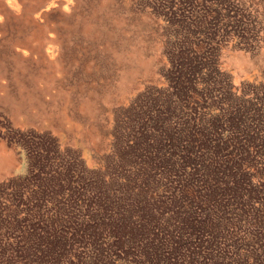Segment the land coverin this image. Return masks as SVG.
Instances as JSON below:
<instances>
[{
	"label": "rangeland",
	"instance_id": "1",
	"mask_svg": "<svg viewBox=\"0 0 264 264\" xmlns=\"http://www.w3.org/2000/svg\"><path fill=\"white\" fill-rule=\"evenodd\" d=\"M47 1L23 0L20 17L0 13V263L34 264L30 247L43 250L48 242L60 243L62 250L45 255L43 264H98L106 254H113V264L137 263L136 254L147 248L129 249L134 259L123 263L126 251L108 247L99 238L101 225L85 221L99 213L112 221L109 204L116 196L141 199L144 205L154 200L158 212L145 228L153 239H162L163 224L172 225L162 218L179 219L184 213L176 209L182 205L178 194L203 196L200 173L193 182L174 179V173L172 179L164 176L167 171L154 159L174 164L177 156L168 159L152 130L137 127L150 109L165 108L168 114L162 111L157 123L194 148L201 129L209 130L208 106L212 115L225 114V105H236L234 96L243 89L246 100L257 94L264 102V0H74L72 10H50L34 23L32 16ZM54 44L59 55L50 59L46 52ZM24 47L26 55L16 51ZM239 86L242 90L234 89ZM243 111L241 119H255H244L239 130L255 137L264 130L257 122L264 118V106L247 101ZM227 132L218 133V141H226ZM238 140L239 146L246 142L242 136ZM132 144L136 146L122 153ZM237 145L227 149L231 159L238 158ZM254 151L246 156L253 168L241 167L238 173L258 199L242 212L246 216L264 204V178L258 181L262 175ZM147 156L146 167L141 162ZM219 163L215 172L219 169L220 178L224 170ZM146 180L151 182L144 188ZM165 186L173 193L171 200L164 199ZM93 187L106 198L101 212L88 204L86 192ZM84 227L85 233H96V246L90 248L77 230ZM240 231L235 224L229 230L233 238L241 237ZM160 244L155 252L163 254L165 243ZM257 247L250 255L259 254ZM220 253L219 264L232 260L230 252ZM163 255L169 264H186V259Z\"/></svg>",
	"mask_w": 264,
	"mask_h": 264
},
{
	"label": "trees",
	"instance_id": "2",
	"mask_svg": "<svg viewBox=\"0 0 264 264\" xmlns=\"http://www.w3.org/2000/svg\"><path fill=\"white\" fill-rule=\"evenodd\" d=\"M202 7L203 6H201L199 10H201ZM201 13L202 12L199 11L198 15L201 16ZM225 25L223 27H225ZM205 40L207 46L211 48V41L207 40V38ZM204 72H207V70ZM245 90L246 89L242 90L241 96H234L236 105L232 104L233 101H231L228 102L223 109V112L228 116L229 111H232V117H227V115L223 114L222 112L218 113L217 115H212L209 113L210 107L207 105L208 107L206 108L205 116H207L208 123H210V125H208L209 130H205L203 128V130L201 129L200 137L196 141L194 148L186 141H184V144H182L181 139L174 138L170 132H167L165 128L162 129L160 127L161 125L157 123L162 113L168 114V111L165 108H158V110L150 109L149 113L147 114L148 119L145 121L143 119L140 120L141 127L138 126L137 131L140 129H151L154 133V136L158 138L159 143L160 140L163 142L158 144V148L161 146L164 147V153H168V159L171 160V158L177 156L176 158L178 161H174V164H167V161H163V159H159L158 161L154 159L153 164L157 163L155 165H158L160 168H163V170L167 171H164V176L166 177L167 174L170 175L171 173H174V179L183 177V179L188 181L192 180L191 182H193L196 174L200 173L197 177L202 178L201 184L203 185V188L206 190V192L203 194V196L201 194H195L194 192L188 193L186 191H181L178 194L177 197H179V201L182 200V205H180L179 208L176 207V209L177 211L183 210L184 213H182V217H179V219L176 216L171 218L166 216V218H162V220L165 219L172 223V225L163 224L165 226L161 228V231L156 228L160 232V236H163L162 239L164 240L160 239L159 236V238L154 236L155 239H153V236H150L149 232L146 230V228H149V225L154 219L152 213L155 211L158 212V207L155 205L154 200L152 201V204L146 202L144 205L141 199L134 200V198L126 199L125 196H116V198H112L113 201L111 204H109V206L111 205V209L109 210H112L110 212V217L113 218L112 221H109V217H105L106 215L99 212H96L100 214L99 218L96 216H93V218L91 216L87 217L85 223L90 221L96 225V228L101 225L99 238L102 237L103 242L108 247L118 248L126 251L124 252V261H122L123 263H127L126 260L132 261L134 259L133 255L129 253V249L140 247L142 249L147 248L148 251L141 250V252L136 254L137 259L139 258V261L134 264H169V262H165L163 255L164 253H166L167 257L172 256V258L180 257L181 259H186V264H219L217 255L220 251L221 255L230 252L229 254L232 257V260L227 264H239L238 262L240 261V264H245L249 258L251 259L250 264H264V204L260 203L258 208H254L256 211L255 214H257L256 216L255 214L251 216L249 215L250 213L247 214V216L245 213L242 215V212H244V210L247 208L252 207V203L256 202L258 199L255 197L256 191L247 187V180L244 177H238L239 169L241 167L249 169L250 167L254 166V164L247 161L248 159L246 157L248 151H251V148H254L255 151L253 160L257 165L255 168L260 170L262 175L258 177V181H262L264 178V150L258 152V150L261 149H255L258 148L259 145H263L264 147V130L260 131L258 135L253 137L252 135H248V133L244 134L243 132V134H241L240 130L242 127H239L245 119H241V117H244L243 103L247 101H255L256 105H258L260 109L262 106H264V102L260 101V98H258L257 94L254 95L251 100H246L244 97ZM178 94H180V92ZM169 113L172 114L171 111H169ZM144 116H146V114H144ZM182 117L183 115L179 118ZM249 119L253 121L255 118L250 115L249 118L245 119V122H249ZM181 121L183 120L181 119ZM257 122L258 124H264V118L262 117L258 119ZM163 127H165V123ZM224 128L227 129L229 138L226 141L221 142L218 141V133L220 134ZM178 131L182 133L183 130L179 129ZM240 136H242L243 140H246V142L245 144H241L239 146L237 145V142L239 141L238 137ZM230 141L238 147L234 153L235 158L237 155V159H231L229 157V151L227 152V149L231 144ZM133 146L135 147L136 145H125L122 149V153L130 151ZM158 154L159 151H155V157ZM161 155H163V153H161ZM161 155H159L158 158H160ZM204 158L206 159V163L200 164V161H202ZM148 159L149 157L147 156V158L141 162L146 167L149 164ZM217 159L220 161L219 164L223 166L222 170H224L221 173L222 177L220 178L218 177L219 169L217 172H215L218 166L217 163L219 162H217ZM197 165L201 166L197 167ZM73 174L77 175L75 172H73ZM170 179H172L171 175ZM90 182L92 185L93 182ZM150 182L151 180H146L142 185L145 188ZM216 184L220 185L221 188L216 186ZM262 185L264 186V182ZM167 188L168 186H165V190H163L165 195L164 199L171 200V195H173V193L170 194V191H168ZM86 193L91 199L89 202H94L95 200L96 203L88 202V204L94 205L97 211L99 209L101 212L107 208L104 193L99 192V190L95 189V187ZM158 199H160V197H158ZM183 199L189 200L188 202H185ZM54 200L55 199H53V203H55ZM99 203L103 204L104 207H99ZM132 203L136 205L133 206V208ZM175 204L176 202H173L172 206L174 208ZM147 206L149 207L147 208ZM244 207L245 209H243ZM146 213L148 214L147 217ZM156 214L159 215L158 213ZM150 216H152V218ZM143 221L144 223H142ZM141 224L143 226H141ZM233 224L238 225V230L241 228V237H232V233H230L229 230L232 228ZM90 226L88 228H90ZM86 228L87 227L77 230H82L81 235L86 238V240H88L90 243L89 247L91 248L92 246H96L94 235L96 233H85L84 230ZM72 231L75 232L76 230ZM170 231L174 233V238ZM256 231H260L259 236L257 235ZM161 241L165 243L166 247L164 249L165 252L163 251V254L155 252V248L159 249V247L162 246V244H160ZM255 246H258V250L260 249L259 254L257 253L255 255L253 253V255H250L252 249ZM31 248V254H36L35 257L30 255V259L34 261L32 263L43 264L45 255H53L55 252L62 250V245L59 243L58 246L56 242L53 244L48 242L43 250L30 247V249ZM176 249L181 250L177 253ZM244 250L245 252H243ZM240 255H245L243 257L244 260L237 258ZM90 256H92V253ZM94 256H98L99 258L102 257L101 254H95ZM112 256L113 254H106L103 257L105 261L102 263L98 262V264H113L115 261L111 259ZM80 264L96 263L87 260Z\"/></svg>",
	"mask_w": 264,
	"mask_h": 264
},
{
	"label": "bare ground",
	"instance_id": "3",
	"mask_svg": "<svg viewBox=\"0 0 264 264\" xmlns=\"http://www.w3.org/2000/svg\"><path fill=\"white\" fill-rule=\"evenodd\" d=\"M22 1L23 0H0V13L7 15V16H16V17H20L19 16V11L22 5ZM125 1V0H124ZM122 4V2H121ZM125 4V2H124ZM129 4V3H128ZM126 5V4H125ZM74 7V0H48L46 3H44L42 5V7H40L38 9V11L36 12L35 15L32 16L33 18V22L35 23V21L38 19L42 18H46L48 15V12L50 10H60V11H70L72 10ZM126 9V8H125ZM13 15H12V14ZM32 13V12H31ZM35 13V12H33ZM32 13V14H33ZM31 14V15H32ZM30 15V16H31ZM5 17V16H4ZM138 17V16H137ZM136 18V17H134ZM140 19V18H139ZM42 21V20H41ZM2 22V17L0 18V23ZM37 22V21H36ZM69 23V22H68ZM71 23V22H70ZM29 24V23H28ZM42 24V23H41ZM40 25V24H39ZM38 27V26H37ZM31 29V28H30ZM66 29V28H65ZM8 31V30H7ZM48 34V33H47ZM45 35V34H44ZM47 36V35H46ZM100 37V36H99ZM36 38V37H35ZM41 38V37H40ZM53 38V37H51ZM146 40V39H145ZM20 44V43H19ZM79 44V43H78ZM18 45V44H17ZM21 47V46H20ZM23 49V50H22ZM22 49H16L17 52L22 53L23 55H26V52L28 51V49L26 47L22 48ZM1 50V49H0ZM59 51L60 48L58 47L57 44H54L52 46H50V48L48 49V51L46 52V56L49 57L50 59H54L59 55ZM85 52V51H84ZM83 52V53H84ZM75 55V54H74ZM77 58V57H76ZM113 61V60H112ZM88 62V60H87ZM82 66V65H81ZM96 66V65H95ZM80 68V67H78ZM91 70V69H90ZM93 70V69H92ZM94 71V70H93ZM138 80V79H137ZM242 87L239 86L238 88L235 87V90H240ZM20 89V88H19ZM242 90V89H241ZM90 92V91H89ZM99 92V91H98ZM126 92V91H125ZM15 96V95H14ZM1 116V115H0ZM67 127V126H66Z\"/></svg>",
	"mask_w": 264,
	"mask_h": 264
}]
</instances>
